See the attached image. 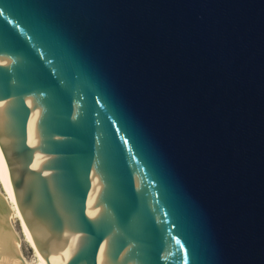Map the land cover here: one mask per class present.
I'll use <instances>...</instances> for the list:
<instances>
[{
  "label": "water",
  "instance_id": "95a60500",
  "mask_svg": "<svg viewBox=\"0 0 264 264\" xmlns=\"http://www.w3.org/2000/svg\"><path fill=\"white\" fill-rule=\"evenodd\" d=\"M0 264H264V0H0Z\"/></svg>",
  "mask_w": 264,
  "mask_h": 264
},
{
  "label": "snow or ice",
  "instance_id": "6c2138e0",
  "mask_svg": "<svg viewBox=\"0 0 264 264\" xmlns=\"http://www.w3.org/2000/svg\"><path fill=\"white\" fill-rule=\"evenodd\" d=\"M194 257H195V252H194Z\"/></svg>",
  "mask_w": 264,
  "mask_h": 264
}]
</instances>
